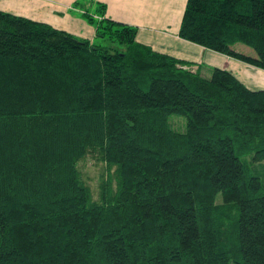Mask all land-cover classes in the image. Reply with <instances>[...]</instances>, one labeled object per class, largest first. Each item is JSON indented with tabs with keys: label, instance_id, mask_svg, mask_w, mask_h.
Segmentation results:
<instances>
[{
	"label": "trees",
	"instance_id": "1",
	"mask_svg": "<svg viewBox=\"0 0 264 264\" xmlns=\"http://www.w3.org/2000/svg\"><path fill=\"white\" fill-rule=\"evenodd\" d=\"M98 5L108 46L0 10V264H264V90ZM179 37L264 71V0H188Z\"/></svg>",
	"mask_w": 264,
	"mask_h": 264
},
{
	"label": "crops",
	"instance_id": "2",
	"mask_svg": "<svg viewBox=\"0 0 264 264\" xmlns=\"http://www.w3.org/2000/svg\"><path fill=\"white\" fill-rule=\"evenodd\" d=\"M79 0H0V10L40 21L91 42L96 31L87 22H75ZM106 5L110 20L138 28L137 42L154 51L190 64L210 76L214 68L226 69L253 90H264V71L205 49L179 37L188 0H92ZM93 4V2H92ZM89 6V4H87ZM25 6L26 8H23ZM20 9L23 10L19 13ZM28 13H33L30 15ZM84 14V13H83ZM73 18V19H72ZM81 25L82 29H78Z\"/></svg>",
	"mask_w": 264,
	"mask_h": 264
},
{
	"label": "rangeland",
	"instance_id": "3",
	"mask_svg": "<svg viewBox=\"0 0 264 264\" xmlns=\"http://www.w3.org/2000/svg\"><path fill=\"white\" fill-rule=\"evenodd\" d=\"M92 2H93V4H92ZM87 4H89V6ZM98 6L99 5H97V3L92 1V0H79L78 1V7L80 9V12L73 13V14H71V16L73 18H76V19H74L75 22L81 21V22L86 23L88 21L85 20L83 13L88 11L91 14H94L97 12ZM23 8H26V7L23 6ZM19 11H21L19 13L23 12L22 9H20ZM28 14H29V16L33 15V13H31V14L28 13ZM87 25H89V24L87 23ZM78 29H82L81 25L79 26ZM95 42L97 44H101L103 46H108L110 44L109 41L102 40V39H95ZM238 49L241 50L242 52H245L247 55H252V56L255 55V53L253 52L252 49L245 47L243 45H238ZM170 121L173 124V126L176 128V130H178L180 132L186 131L187 119L184 116L174 115L171 117ZM248 159H252V158L249 157ZM94 162L95 161L92 159V157H89L88 164L85 167H83V171L85 173L86 178L88 179L90 187L92 188L95 200H98V198H99V180H100V176H101L102 171H103V166L102 165H95ZM248 164L251 167L252 173H254L255 175H258L262 179L263 184H264V162L261 164H252V162H249ZM254 166H256V167L254 168Z\"/></svg>",
	"mask_w": 264,
	"mask_h": 264
}]
</instances>
